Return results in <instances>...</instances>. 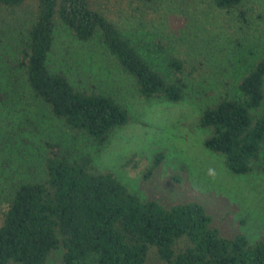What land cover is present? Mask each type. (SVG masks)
Listing matches in <instances>:
<instances>
[{
	"label": "trees",
	"instance_id": "16d2710c",
	"mask_svg": "<svg viewBox=\"0 0 264 264\" xmlns=\"http://www.w3.org/2000/svg\"><path fill=\"white\" fill-rule=\"evenodd\" d=\"M23 1L0 0V6L17 7ZM210 2L220 11L238 10V18L245 21L243 0ZM35 3L33 18L15 43L12 68L21 71L29 96L47 115L86 137L96 149L94 154L131 117L113 96L92 86L79 89L62 71L49 66L55 19L78 42L96 39L121 72L132 78L142 98L184 100L187 82L180 76L182 64L169 57L166 73L158 70L141 44L91 9L88 0ZM5 96L13 100L9 92ZM263 103L264 53L239 79L235 93L221 94L199 115V127L209 130L203 147L222 156L233 175H245L253 168L264 175V165L254 167L264 148V110L259 109ZM24 145L30 147L26 140ZM45 146L49 151L42 160L43 177L11 180L6 198L0 197V264H45L54 251H60L59 264H144L151 256L165 264H264V240L250 243L241 234L222 236L200 203L163 207L129 191L111 173L97 172L90 165L93 154ZM162 160V152L153 154L142 179Z\"/></svg>",
	"mask_w": 264,
	"mask_h": 264
},
{
	"label": "rangeland",
	"instance_id": "374dc122",
	"mask_svg": "<svg viewBox=\"0 0 264 264\" xmlns=\"http://www.w3.org/2000/svg\"><path fill=\"white\" fill-rule=\"evenodd\" d=\"M88 3L140 43L158 70L166 73L167 58L178 60L183 66L180 76L187 82L185 98L178 103L142 98L132 78L121 72L96 39L78 42L55 19L49 66L62 71L79 89L92 86L113 96L131 117L94 154L96 149L86 137L47 115L29 96L21 71L12 68L15 43L33 18L35 0H24L17 7L0 6V197L6 198L11 180L43 177L42 160L49 151L45 144L50 143L60 150L93 154L90 165L97 172L111 173L142 199L163 207L176 202L200 203L224 237L241 234L250 243L264 240L263 172L253 168L245 175L231 174L222 156L203 147L209 130L199 127L201 111L221 94L235 93L239 79L263 55L264 0H243L244 22L238 18V10H217L210 0ZM13 78L17 82L12 84ZM259 109L264 110V103ZM157 152L163 153V160L142 179ZM258 156L254 167L264 165V148ZM59 258L60 251H54L45 264H59ZM144 264L165 263L151 256Z\"/></svg>",
	"mask_w": 264,
	"mask_h": 264
}]
</instances>
